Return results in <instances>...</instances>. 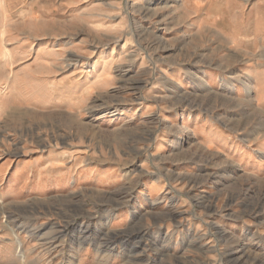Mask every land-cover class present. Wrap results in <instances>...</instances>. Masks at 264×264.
<instances>
[{
    "label": "rangeland",
    "instance_id": "1",
    "mask_svg": "<svg viewBox=\"0 0 264 264\" xmlns=\"http://www.w3.org/2000/svg\"><path fill=\"white\" fill-rule=\"evenodd\" d=\"M26 166L94 190L12 203ZM0 169V264H56L101 185L192 216L193 264H264V0H0Z\"/></svg>",
    "mask_w": 264,
    "mask_h": 264
},
{
    "label": "crops",
    "instance_id": "2",
    "mask_svg": "<svg viewBox=\"0 0 264 264\" xmlns=\"http://www.w3.org/2000/svg\"><path fill=\"white\" fill-rule=\"evenodd\" d=\"M44 169V165L39 168L42 171ZM8 171L0 169V183L7 180ZM10 173L11 180L7 186V192L14 190L20 176L25 181L24 199L18 195L9 197L12 203L20 201L32 203V195L27 194L29 189L40 190L42 202L45 198L49 199L51 195L72 197L77 194L76 192L93 189L88 186L75 187L70 179L64 177L47 181L40 175L34 179L32 168L27 166L23 174L19 168L12 169ZM93 181L87 180L88 183ZM153 183L147 188L150 189ZM99 188V191L109 195V198L99 205L101 208H89V211L66 208L67 211L64 212L63 217L70 220L67 225L63 229L52 228L42 234L41 240L45 245L57 243L56 264H193L192 216L184 215V212L178 209L173 210V207L175 208L178 204L170 205L168 209L170 213L173 212L166 214L165 210H161L162 201H152L149 198L143 201L145 198L142 197V199L138 198V203L135 204L130 197L133 194L132 190L124 192L122 198H114L111 189L102 185ZM167 194L170 193L167 192ZM66 199L64 201L67 203H75L73 199ZM180 201L182 202L181 198H179ZM143 203H146L147 207ZM102 207H104L103 212ZM179 207H182V204ZM44 210L45 207L41 205L40 211ZM34 211H38V208L30 204L23 212L29 224L33 222ZM9 213L10 217L14 218L22 216L20 211ZM98 217L105 221L110 219L109 228L104 227V222H97ZM94 223L98 226H94ZM52 235L57 238L49 242L48 239H51ZM16 236L18 235L15 234ZM235 249V245H231L223 258L227 257L226 261L231 262L230 264H242L241 257L238 256L239 249ZM48 250L47 248V255ZM46 258L42 257V262Z\"/></svg>",
    "mask_w": 264,
    "mask_h": 264
},
{
    "label": "bare ground",
    "instance_id": "3",
    "mask_svg": "<svg viewBox=\"0 0 264 264\" xmlns=\"http://www.w3.org/2000/svg\"><path fill=\"white\" fill-rule=\"evenodd\" d=\"M217 233H218V235H220V238H222V239H224L225 241L227 240V238H226V235H225V233L224 232H222V231H220V230H218L217 229ZM48 238V237H47ZM51 239H48V241L49 242H53V240H55L56 238H57V236H55V235H52L51 237H50ZM230 258V257H229ZM238 260V259H237Z\"/></svg>",
    "mask_w": 264,
    "mask_h": 264
}]
</instances>
